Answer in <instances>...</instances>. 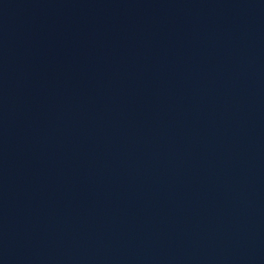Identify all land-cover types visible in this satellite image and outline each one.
<instances>
[{
  "label": "water",
  "instance_id": "water-1",
  "mask_svg": "<svg viewBox=\"0 0 264 264\" xmlns=\"http://www.w3.org/2000/svg\"><path fill=\"white\" fill-rule=\"evenodd\" d=\"M0 264H264V0H0Z\"/></svg>",
  "mask_w": 264,
  "mask_h": 264
}]
</instances>
